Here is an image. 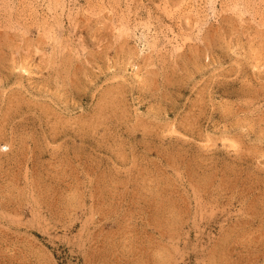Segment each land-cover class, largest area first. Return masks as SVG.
Returning a JSON list of instances; mask_svg holds the SVG:
<instances>
[{
    "label": "rangeland",
    "instance_id": "1",
    "mask_svg": "<svg viewBox=\"0 0 264 264\" xmlns=\"http://www.w3.org/2000/svg\"><path fill=\"white\" fill-rule=\"evenodd\" d=\"M0 264H264V0H0Z\"/></svg>",
    "mask_w": 264,
    "mask_h": 264
}]
</instances>
